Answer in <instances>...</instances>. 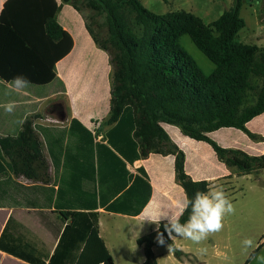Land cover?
<instances>
[{
  "label": "trees",
  "instance_id": "1",
  "mask_svg": "<svg viewBox=\"0 0 264 264\" xmlns=\"http://www.w3.org/2000/svg\"><path fill=\"white\" fill-rule=\"evenodd\" d=\"M60 2L69 4L82 16L85 29L94 44L107 53L111 67L109 116L104 121L111 127L102 143L95 144L97 160L105 156L109 165L121 168L124 161L145 159L151 153L172 155L175 179L185 196L191 198L197 191H205L209 184L205 180L194 181L186 174L184 154L164 130V125H172L182 135L208 143L217 159L237 174L264 169L262 156L223 149L208 137V133L221 128L245 130V123L264 112V48L236 40L245 27L240 16L242 0H232L231 6L210 23L183 10L157 14L140 0ZM58 8L55 0L3 3L1 81L23 74L31 85L46 86L55 79V64L72 47L70 36L56 22ZM183 35L214 65L209 74L180 46ZM248 95L253 100L244 105ZM71 122L78 126L79 144L90 145L91 133L77 121ZM4 156L9 164L2 166L1 172L9 167L14 175L36 179L47 170L30 120L22 123L16 137L0 138V160ZM14 158L20 159V164ZM33 162L36 166H32ZM136 191L138 208L133 212L139 214L150 195L149 184L139 177L133 179L115 203ZM95 209L92 202H84L79 209L62 213L69 217V222L56 229L57 241L49 257L40 254L32 244L8 236L6 228L0 234V250L29 264H113L99 236ZM188 215L186 211L180 222L184 223ZM164 222L160 232H164ZM164 235L165 243L172 245L173 255L180 259L182 253ZM156 236L157 230L136 239L144 252L142 264H157L152 252L158 244ZM259 244L264 245V236Z\"/></svg>",
  "mask_w": 264,
  "mask_h": 264
},
{
  "label": "crops",
  "instance_id": "2",
  "mask_svg": "<svg viewBox=\"0 0 264 264\" xmlns=\"http://www.w3.org/2000/svg\"><path fill=\"white\" fill-rule=\"evenodd\" d=\"M5 1L0 0V11ZM55 1L59 7L56 22L70 36L72 47L55 64V79L46 85L49 91L42 93L31 85L27 94H8L10 90L0 80V105L10 101L17 105L11 114L0 107V138L16 137L22 123L30 120L47 166L45 174L36 179L14 175L9 167L0 171V234L6 228L8 236L32 244L40 254L49 257L56 245V229L69 222V217L62 213L92 202L98 214L99 236L113 264H142L144 252L136 239L156 230L148 218L161 210L176 213L178 203L186 197L175 179L174 156L151 153L145 159L122 160L125 165L121 168L109 165L105 156L97 160L95 144L102 143L111 127L104 124L109 116L111 82L108 55L94 44L82 16L69 4ZM140 1L149 10L161 5L167 9L150 10L154 13L183 10L204 23L215 20L232 4V0ZM255 5H249L252 26L246 27L245 22L247 31L243 38L251 41L247 45L264 48V25H260L264 16H257ZM242 8L243 5L240 13ZM72 120L91 133L90 145L79 144L78 126ZM244 127L245 130L221 128L208 133V137L223 149L264 158V112ZM164 130L183 152L186 174L194 181L222 186L235 213L225 216L220 232L210 234L199 244L175 238L172 242L182 253L180 259L169 251L166 243L154 245L152 252L157 264H258L250 258L252 250H243L242 241L251 238L259 243L264 236V169L237 174L217 159L208 143L184 136L172 125H164ZM14 161L21 162L17 158ZM7 164L9 159L4 156L0 170ZM135 177L150 186L149 198L137 215L133 212L138 208L137 191L115 203ZM260 255H264V245L254 256ZM0 264L29 263L0 250Z\"/></svg>",
  "mask_w": 264,
  "mask_h": 264
},
{
  "label": "clouds",
  "instance_id": "3",
  "mask_svg": "<svg viewBox=\"0 0 264 264\" xmlns=\"http://www.w3.org/2000/svg\"><path fill=\"white\" fill-rule=\"evenodd\" d=\"M5 86L11 92L27 94V89L31 87V81L23 74H17L10 81H4ZM15 101H10L0 105L6 113H13L16 108ZM178 211L171 213L161 210L154 217L148 220L156 225V241L160 245L165 244V233L168 239L184 238L199 244L206 240L210 234L220 232L224 225L223 220L226 215L235 213V207L228 198L222 186L209 184L205 191H197L191 198L185 197L177 205ZM188 211L189 215L184 223L180 222V217ZM163 223L164 232H160L161 222ZM243 250L255 251L260 244L251 238L242 241ZM169 251H172V245H168ZM203 251V250H202ZM258 264H264V255L250 256Z\"/></svg>",
  "mask_w": 264,
  "mask_h": 264
},
{
  "label": "rangeland",
  "instance_id": "4",
  "mask_svg": "<svg viewBox=\"0 0 264 264\" xmlns=\"http://www.w3.org/2000/svg\"><path fill=\"white\" fill-rule=\"evenodd\" d=\"M143 2H145V0H143ZM251 3L256 4L255 7H256L257 16L259 17L264 16L263 0H242L243 8L240 13V16L243 18V20H245L247 24L246 27L248 28L252 26V17H251L252 10L249 7ZM149 8L150 10H153L155 12H158L157 10H167L165 9V6L163 5H161L157 9H154L152 7H149ZM260 25H264V21H262ZM246 29L247 28H243L242 30H240V32H238L236 36V40L240 43L249 44L251 41H249L248 39H245V37L243 38V34L247 31ZM179 44L183 49H185L193 57L195 62L198 64V66L202 69V71L205 74H209L214 69V65L194 46V44L192 43V41L187 35H183L179 39ZM36 87L39 89L38 91H41L42 93H47L49 91L48 86H36ZM252 100L253 99L251 98V96L248 95L246 98V101L244 102V105L251 103ZM64 138H66L65 135H64Z\"/></svg>",
  "mask_w": 264,
  "mask_h": 264
},
{
  "label": "built area",
  "instance_id": "5",
  "mask_svg": "<svg viewBox=\"0 0 264 264\" xmlns=\"http://www.w3.org/2000/svg\"><path fill=\"white\" fill-rule=\"evenodd\" d=\"M98 139H101V137L100 136H96Z\"/></svg>",
  "mask_w": 264,
  "mask_h": 264
}]
</instances>
